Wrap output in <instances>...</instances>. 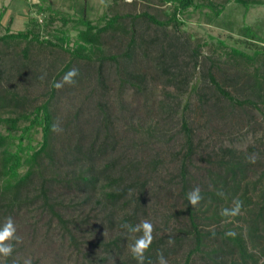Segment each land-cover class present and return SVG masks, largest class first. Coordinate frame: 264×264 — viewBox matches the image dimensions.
Listing matches in <instances>:
<instances>
[{
  "label": "trees",
  "instance_id": "trees-1",
  "mask_svg": "<svg viewBox=\"0 0 264 264\" xmlns=\"http://www.w3.org/2000/svg\"><path fill=\"white\" fill-rule=\"evenodd\" d=\"M173 1L165 20L147 10L103 16V25L80 20L86 28L71 51L88 60L82 69L93 66L92 97L86 98L90 102L95 94L96 100L89 115L82 114L86 129L73 146L62 133L54 144L50 100L30 110L29 99L6 86L13 79L5 64L12 68L14 58L0 56V264H264V136L245 149L210 148L197 141L183 109L191 104L186 94L194 91L206 127H239L248 121L246 103L264 106V58L256 72L239 67L238 59L229 61V71L219 59L212 61L201 73L211 83L209 94L200 77L192 80L194 69L176 64L181 53H188L193 68L200 63L202 45L191 47L175 34L180 15L197 0ZM235 1L247 9L264 4ZM150 23L162 27L161 36H143ZM169 25L173 34L166 33ZM110 30L129 35L117 38L123 42L117 53L102 49ZM11 40L58 44L43 36L34 16L26 29L0 34V42ZM95 47L99 63L84 54ZM234 52L245 62L264 54ZM144 60L153 61V70ZM70 65L57 77L81 68ZM110 81L119 82L115 99L109 98ZM153 81L172 87L171 99H157L148 87ZM226 84L248 97L232 94ZM126 86L135 92L131 101L122 96ZM78 116L77 108L70 118ZM39 129L42 139L34 145ZM37 215L45 217L43 224ZM40 251L51 253L42 263L35 256Z\"/></svg>",
  "mask_w": 264,
  "mask_h": 264
},
{
  "label": "rangeland",
  "instance_id": "rangeland-1",
  "mask_svg": "<svg viewBox=\"0 0 264 264\" xmlns=\"http://www.w3.org/2000/svg\"><path fill=\"white\" fill-rule=\"evenodd\" d=\"M173 2V0H0V12L5 8L1 19L0 34L8 30L16 32L26 29L29 17L34 16L38 19L43 36L58 43L50 45L16 40L7 43L0 42V56H6L8 60L10 58L31 59L29 62H16L11 59L12 68L10 62L5 64L13 79L6 81V86H13L20 96L27 97L29 99L27 108L30 110L50 100L55 125L53 142L55 144L56 139L62 133L66 137H64L66 143L73 146L82 139V127L84 126L82 114L84 117L89 115L87 111L90 108L89 105L96 100L95 94L90 102V98H86L88 93L92 97L90 90L94 84L95 75L93 66H85L82 69V63L88 60L74 55L71 51L78 46L76 38L79 30L86 28V24L81 23L80 20L87 19L93 24L103 25L105 23L103 16L134 14L144 10L165 20L173 10ZM180 18L183 23L175 34L191 47L202 45V56L199 60V67L196 68H193V62H189L188 53H181L176 64H183L186 70L194 69L196 73L192 80L195 81L200 77V86H205V91L209 94H212L211 83L201 73L212 61L219 59L221 65L226 66L228 71L231 67L229 61L237 59L241 60L239 67L247 68L251 72H256V69L261 67L260 63L264 54H261L254 62H249V60L245 62L242 56L235 54L234 49L243 50L249 54H253L256 49L264 51V4L253 5L247 9L235 0H197L195 6L181 14ZM129 20L130 18H121L120 23L126 25ZM246 26L250 29L249 31L245 30ZM165 30L167 34H173L175 28L169 25ZM162 33V27L150 23V28L143 31V36L150 38L156 35L161 36ZM62 36L66 38L65 42L59 39ZM120 37L126 39L129 35L123 33L122 30L108 31L103 35L102 49L107 53L119 52L123 45V42L117 40ZM25 48H28V56H24ZM99 53L100 50L96 47L92 51L91 49L84 51V54L92 56L91 61L95 63H99L95 60ZM139 61L137 58L134 66L138 65ZM144 62L153 70L152 60H144ZM68 63H71L70 67L79 66L81 68H72L63 77L62 75L57 77ZM111 64L114 65V63ZM232 72L229 74L231 79L235 76ZM54 84L56 88L53 92ZM110 84L114 90L110 91L109 98L115 99L116 95L118 96V89L115 88L118 87L119 82L110 81ZM148 87L149 91L153 89V94L157 99L165 101L171 99L167 94L172 93V87H164V84L156 81L151 82ZM226 87L239 98L248 97L247 92H240L230 84H226ZM122 96L131 101L135 98V92L126 86ZM185 98H189L191 104L183 109L195 126L197 141H201L203 145L211 144L210 148L214 144L216 148L228 145L237 149H245L255 144L260 136H264V106L258 109L246 103L244 111L247 114L243 113V115L248 121L239 127L212 131L204 125V116L198 107L199 100L196 92L186 94ZM77 108L79 116L76 120H72L71 116ZM84 128L86 129V126ZM34 135L32 143L39 145L42 132L39 129ZM35 219H40L39 224H43L45 217L41 218L37 215ZM32 220L34 221V218ZM35 256L40 257L42 263L43 260H48L47 257H50L51 253L40 251V253H35Z\"/></svg>",
  "mask_w": 264,
  "mask_h": 264
}]
</instances>
